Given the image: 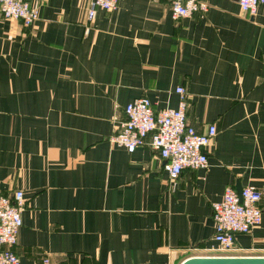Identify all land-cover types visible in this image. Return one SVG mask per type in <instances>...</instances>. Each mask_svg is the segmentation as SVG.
<instances>
[{
    "label": "crops",
    "instance_id": "crops-1",
    "mask_svg": "<svg viewBox=\"0 0 264 264\" xmlns=\"http://www.w3.org/2000/svg\"><path fill=\"white\" fill-rule=\"evenodd\" d=\"M28 27L0 15V194L23 192L20 264H181L210 255L212 205L227 188L262 196L261 222L235 236L264 256V6L201 0L173 20L165 0H25ZM216 135L203 170L168 180L150 146L113 144L124 108L146 98ZM46 261V262H45Z\"/></svg>",
    "mask_w": 264,
    "mask_h": 264
},
{
    "label": "built area",
    "instance_id": "built-area-1",
    "mask_svg": "<svg viewBox=\"0 0 264 264\" xmlns=\"http://www.w3.org/2000/svg\"><path fill=\"white\" fill-rule=\"evenodd\" d=\"M157 1V0H154ZM173 20L188 18L195 13L204 14L208 6L201 0H165ZM241 11L254 15L264 0H235ZM87 19L93 20L97 10L111 11L119 0H87ZM0 15L4 19L19 21L24 27L31 26L39 17L36 7L25 0H0ZM175 93L180 101L177 109L165 108L155 112L150 101L139 98L124 108L125 119L119 122L111 142L123 146L129 153L145 145L150 146L163 160V170L170 181H175L183 170L207 168V148L216 135L213 125L204 133H198L187 123L185 102L186 92L178 87ZM261 192L245 187L238 194L227 188L222 199L212 205L214 222L213 240L219 248L210 255L197 254L199 249L190 248V257H246L236 247L235 236L247 234L261 222L258 203ZM23 192L16 190L9 195L0 194V264H20L12 251L22 226ZM189 258V257H188ZM46 262V261H45Z\"/></svg>",
    "mask_w": 264,
    "mask_h": 264
},
{
    "label": "water",
    "instance_id": "water-1",
    "mask_svg": "<svg viewBox=\"0 0 264 264\" xmlns=\"http://www.w3.org/2000/svg\"><path fill=\"white\" fill-rule=\"evenodd\" d=\"M181 264H264V256L189 257Z\"/></svg>",
    "mask_w": 264,
    "mask_h": 264
}]
</instances>
